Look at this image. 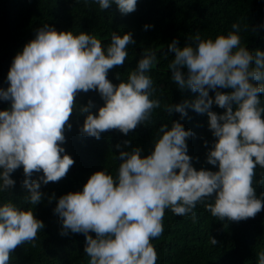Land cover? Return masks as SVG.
Masks as SVG:
<instances>
[{"label": "clouds", "instance_id": "clouds-1", "mask_svg": "<svg viewBox=\"0 0 264 264\" xmlns=\"http://www.w3.org/2000/svg\"><path fill=\"white\" fill-rule=\"evenodd\" d=\"M91 2L101 10L114 4L122 15L137 9V0ZM84 4L88 7L89 0ZM150 27L144 25L145 30ZM248 28L236 22L215 39L202 38L197 32L184 47L173 39L164 53L165 58L174 54L168 68L178 88L198 93L192 101L167 104L164 109L169 116L179 113L181 120L189 108L207 115L215 140L206 152V163L217 171L193 166L198 158L188 155L186 141L194 133L174 120L170 129L162 124L157 130L150 154L142 156L139 146L129 147L131 141L125 140L129 150L116 145L120 151L115 176L107 169L96 171L82 191L58 198L53 211L62 225L60 235L85 236L88 264H157L152 240L163 234L166 209L177 216L190 215L194 223L198 204L221 222L255 218L264 210V193L257 196L254 187L257 167L264 169V103L260 98L264 51L253 53L242 44L240 33ZM135 43L131 32L113 31L105 47L94 35L57 31L45 23L15 55L7 74L8 87L0 88V101L10 103L0 110V193L15 187L12 174L22 167L21 187L28 193L24 203L30 207L12 200L0 203V264H10L18 246L36 247L45 224L31 206L45 198L42 185L59 182L75 163L62 146L74 111L84 115L80 135L97 140L111 130L126 136L152 123L153 110L161 108V101L152 99L157 89L149 75L157 53L145 49L126 80L119 73L120 83L108 79L110 70L124 66L128 46ZM89 91L98 92L102 106L97 108L91 99L77 105L76 97ZM214 104L224 111H213ZM54 199L55 194L48 202ZM211 243L218 242L211 238ZM257 259L264 264V250Z\"/></svg>", "mask_w": 264, "mask_h": 264}, {"label": "trees", "instance_id": "trees-1", "mask_svg": "<svg viewBox=\"0 0 264 264\" xmlns=\"http://www.w3.org/2000/svg\"><path fill=\"white\" fill-rule=\"evenodd\" d=\"M236 22L249 27L240 33L242 44L253 53L257 49L264 51V0H137L136 11L127 15H122L114 4L101 10L91 0L88 7L84 0H0V88L8 87L7 74L15 55L22 52L24 45L34 39L36 30L47 23L57 31L94 35L105 47L113 31L120 35L131 32L136 43L128 46L129 55L124 66L110 70L108 79L113 84L120 83L116 78L119 73L120 78L126 80L144 50L150 48L157 53V63L149 72L157 89L152 99L161 101V108L153 110L152 123L140 125L126 136L111 130L102 133L99 140L80 135L79 126L83 124L84 115L73 112L69 121L72 128L65 131L66 142L62 146L75 163L65 178L42 185L45 198L31 207L45 228L38 233L36 247L24 244L15 249L10 264H88L89 257L84 253L85 236L60 235L62 225L53 209L60 196L82 191L94 172L107 169L115 176L119 151L129 150L124 147L125 140L131 141L129 147L139 146L141 155L146 156L154 150V139L160 126L167 124L170 129L172 121L179 120L186 130L191 129L194 133L186 141L188 155L198 158V161H192L193 166L197 170L201 167L218 170L206 163V152L215 140L208 127L207 115L189 108L188 116L181 120L179 113L169 116L164 109L167 104L192 101L198 95L178 88L168 68L174 54L165 58L164 53L173 39L178 40L179 47L190 44V37L197 32L202 38L215 39L219 34H227ZM146 24L153 27L145 30ZM210 95L214 96V93L210 92ZM260 98L264 103V93ZM90 99L97 108L103 105L95 91L81 92L76 97L77 105H86ZM9 107V102L0 101V110ZM212 110L224 111L215 104ZM117 144L121 145L120 150L116 148ZM262 173L264 169L257 167L254 181L257 196L264 193ZM12 179L16 181L15 187L0 193V203L12 200L18 206L30 207L24 203L28 193L21 187L22 167L12 174ZM53 194L56 199L49 203L48 197ZM195 211L197 219L194 223L190 215L177 216L170 209L165 210L163 234L152 240L158 254L157 264H258L257 254L264 250V210L255 218L240 222H221L206 211L203 204H198ZM211 238L218 243L213 245Z\"/></svg>", "mask_w": 264, "mask_h": 264}]
</instances>
